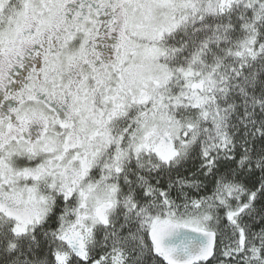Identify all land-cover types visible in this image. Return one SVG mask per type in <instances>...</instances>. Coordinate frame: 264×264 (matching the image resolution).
<instances>
[{
	"label": "snow or ice",
	"instance_id": "6c2138e0",
	"mask_svg": "<svg viewBox=\"0 0 264 264\" xmlns=\"http://www.w3.org/2000/svg\"><path fill=\"white\" fill-rule=\"evenodd\" d=\"M0 264H264V0H0Z\"/></svg>",
	"mask_w": 264,
	"mask_h": 264
}]
</instances>
